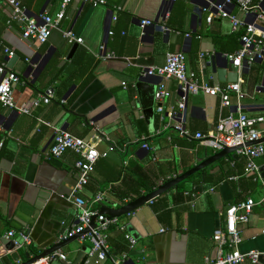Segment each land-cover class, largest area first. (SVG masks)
<instances>
[{"label":"crops","instance_id":"0c3cea01","mask_svg":"<svg viewBox=\"0 0 264 264\" xmlns=\"http://www.w3.org/2000/svg\"><path fill=\"white\" fill-rule=\"evenodd\" d=\"M19 1L27 18L40 22L42 16L59 12L63 0ZM205 6L206 0H107L106 5L97 7L71 0L59 30H53L47 42L39 44L22 37V23L10 22L9 10L0 2V44L14 51L9 57L0 50V63L21 79L12 88L16 106L29 108L40 93L54 90L49 104L39 103L28 114L0 103V238L14 230L28 234L31 241L30 246L16 250L18 262L12 259V251L1 247L0 264L25 262L26 253L32 257L61 241L65 229L77 222L78 212L68 199L77 182L73 168L77 156L66 152L61 160L45 157L55 130L81 138H90L98 130L106 137L97 147L106 156L97 161L88 185L77 196L89 201L108 190L101 204L113 208L128 203L114 198L110 189L121 185L123 172L135 179L134 166L148 169L163 184L219 152L164 129L169 120L156 113L154 94L162 83L169 93L161 102L164 111L175 106L180 92L174 81L144 77V88L136 90L142 71L164 65L168 52H182L187 71L195 73L200 82L217 88L233 83L227 79L230 71L220 81L210 65L229 66L226 55L239 49V38L226 19L207 23ZM230 12L246 21L236 8ZM142 20H150L152 25L143 29ZM162 26L169 30L163 31ZM67 30L83 40L70 59L75 43L64 39ZM104 54L113 58L102 59ZM203 61L208 65L206 76ZM39 63L43 67L35 77ZM237 73L244 98L239 101L230 93L229 107L222 106L218 96L201 92L187 96L185 126L192 135L211 132L219 118L237 115L238 105L240 112L249 116L264 115V100L257 99L264 93V61L249 68L244 65ZM87 77L89 81L83 84ZM140 119L145 125L139 126ZM233 156L229 153L184 180L181 196L176 187L155 198L168 212L161 218L147 203L109 224L105 231L108 256L100 262L90 258L87 264H203L213 247L212 235L224 227V210L245 197H251L256 205L248 223L238 225L242 236L239 251L262 252L257 264H264V180L244 177V162H234ZM254 161L260 169L264 167L263 157ZM205 176L209 182L200 184ZM230 176L238 179L229 180ZM125 234L136 240L134 248H129ZM83 245L90 247L79 240L62 247L58 251L68 263L55 260L50 264H75Z\"/></svg>","mask_w":264,"mask_h":264},{"label":"built area","instance_id":"2783aa9c","mask_svg":"<svg viewBox=\"0 0 264 264\" xmlns=\"http://www.w3.org/2000/svg\"><path fill=\"white\" fill-rule=\"evenodd\" d=\"M70 1L63 0L59 12L54 16L44 15L41 17L40 22H37L27 18L25 9L19 0H0L2 5L9 10V21L22 23V37L34 40L39 44L46 43L53 30H59L60 23L65 16V8ZM83 2L92 7H97L106 5L107 0H83ZM231 8H236L245 17L246 21L244 22L232 14L230 12ZM120 11H122V7L118 8V12ZM203 11L209 13L207 23L210 24L216 19H226L230 23L231 32L239 35V49L226 55V59L232 67L239 70L244 65L249 68L256 62L264 61V0H206ZM116 19L117 16H113V21ZM140 25L145 29L147 26L152 25V22L142 20ZM161 29L163 31L169 30L165 26H162ZM112 34V32H109V35ZM63 37L68 44L83 43L82 38L77 37L72 30L64 31ZM0 49L9 57L14 56V51L2 44H0ZM100 51H105L104 46L100 47ZM101 58L112 59L113 57L112 54H104ZM140 76L142 78L157 77L161 80H172L175 82L178 92H180L176 105L165 111L161 105L162 100L169 95L165 86L160 83L154 94L156 113L161 116L164 115L169 120V123L164 127L165 130L172 129L177 132L180 138H193L216 151L225 148H236L233 152L234 156L242 158L245 163L242 175L253 181L260 180L261 171L254 160L259 157L264 158V115L249 116L240 112V105H238L237 115L219 118L213 130L207 134L196 132L192 135L185 126L186 117L184 112L189 94L201 92L209 96H218L221 99L222 106L229 107L230 93H235L239 101L244 98L238 82L229 83L222 88L211 87L205 82H200L195 73L187 71L185 56L182 52H168L165 55L164 65L149 67L143 70ZM0 78V103L19 114H28L30 108H36L39 103L49 104L54 98V90L48 88L31 102L29 108L26 106L18 107L12 96V88L14 85L21 83L20 77L14 72L6 70L4 64L1 63ZM100 142L101 138L98 130H95L90 138H81L67 131L57 129L54 132L52 143L45 153L46 158L57 160H61L66 152H72L77 156L73 163V168L77 174V182L68 197L78 212L77 222L65 229L61 240L74 237L88 229L89 231L82 235L79 241L90 244L88 256L90 258L95 257L98 262L105 260L109 253L106 228L109 224L117 223V219H107L106 216L100 214L98 209V205L104 201L105 195L109 191L99 192L89 201L80 198L77 193L88 185L97 161L106 156V154H101L98 151L97 147ZM250 143L256 144L251 145ZM143 148L147 150L148 146L143 144ZM228 179L237 180L238 177L230 176ZM161 184L162 182H160ZM210 191H213V188ZM153 200L148 203L152 204ZM261 203H264V199ZM255 205L256 203L251 197H245L243 200L227 206L224 210V227L215 231L212 235L213 247L211 252L204 257L203 264H242L245 261L257 264L259 262V259L263 256L262 252L249 251L243 253L239 251L242 236L238 225L248 223ZM92 223L96 226L92 227ZM16 235L18 237L14 238ZM5 237L13 241L14 250L28 247L31 244L29 235L24 232L16 233L14 230H10ZM125 239L129 244V248H134L136 240L128 234H125ZM55 260L68 263L66 256L56 251L32 264H50ZM114 262L120 264V261Z\"/></svg>","mask_w":264,"mask_h":264},{"label":"water","instance_id":"95a60500","mask_svg":"<svg viewBox=\"0 0 264 264\" xmlns=\"http://www.w3.org/2000/svg\"><path fill=\"white\" fill-rule=\"evenodd\" d=\"M78 44H74L72 47L71 52L69 53L68 59L71 58L73 52L75 51V49L77 48ZM203 64V71H204V75L206 76V67L208 65L205 66V62H202ZM31 64H34V61L31 62ZM43 63H39L35 70H34V76L36 77L37 75H39V73L41 72ZM212 68V72L214 74H216L219 77L220 81H224V75L226 74L227 70L230 71V73L228 74V81L230 82H236L237 81V77H238V73H237V69L232 67L231 63H229L226 66H222L219 67L218 65H215V63H212L211 65ZM146 78V77H145ZM145 78H142L138 81V83L136 84V90L139 92L141 91L145 86ZM262 85H264V78L262 81ZM144 93V91H142V94ZM146 108L145 106H143V109ZM146 110V109H144ZM16 113V112H15ZM139 126L145 125L144 120L140 119L138 122ZM146 134V132H145ZM101 141H106V137L103 134H99ZM251 145L256 144V143H250ZM236 150V148H225L217 153H215L214 155L206 158L205 160H203L202 162H200L199 164H197L196 166H194L193 168L183 172L182 174L176 176L175 178L168 180L167 182L159 185L156 190L148 192L143 194L142 196L135 198L134 200L128 202L127 204H125L122 207H118V208H113V207H109L107 205L101 204L100 205V214L104 215L107 217V219H118L124 215H129L131 213H133L136 209L144 206L145 204H147L150 200H153L165 193H167L168 191H170L173 188H176L177 185H179L181 182H183L184 180L190 178L191 176H193L196 172L204 170L206 167H208L209 165L213 164L214 162H216L217 160H219L220 158H223L224 156L228 155L229 153H232ZM261 171V177L264 180V167L260 169ZM92 227H95L96 224L92 223L91 224ZM89 230H85L83 233L81 234H77L74 237L71 238H66L64 240H61L55 244H53L52 246H50L49 248L43 250L41 253H37V254H33L32 257H30L29 253L25 254V257L27 258V260L25 262H22L19 264H32L35 261L39 260L40 258H43L47 255H50L58 250H60L62 247L74 242V241H78L79 238L84 235L85 233H87ZM4 247L6 250L8 251H12L11 253V257L14 261L18 262L19 258H18V253L16 250H14V246H13V241L11 239H7V238H0V248ZM88 250L89 248L85 245L81 246L79 248V250L77 251V255L75 258V264H87V262H89L90 257L88 256ZM131 264H137L136 262H131Z\"/></svg>","mask_w":264,"mask_h":264},{"label":"trees","instance_id":"16d2710c","mask_svg":"<svg viewBox=\"0 0 264 264\" xmlns=\"http://www.w3.org/2000/svg\"><path fill=\"white\" fill-rule=\"evenodd\" d=\"M236 36L239 38L238 34H236ZM43 77L44 75L42 74L41 78ZM89 79L90 77L85 78V82L83 84L89 81ZM232 160L234 162L239 161L241 164H243L244 162L242 158H239L236 156H233ZM124 163L126 162L124 161ZM134 171L137 176L135 179L128 177L129 174H126V172H123L121 174L122 180L120 179V182H119L121 183V185L120 186L115 185L111 187L110 192L112 193L114 198H116L117 200L124 202V203L130 202L134 200L135 198L142 196L145 193L156 190V188L160 185V182H161L160 178L158 177L155 178V176L152 173H150L148 169L134 166ZM118 178H120V176ZM185 182L186 181L181 182L180 185H178L177 188L175 189L178 196L182 195V191L180 189H182V186ZM207 182H209V178H206L205 176V177H202V179H200L199 183L201 184V183H207ZM152 207L154 211L160 216V218L164 215V213L165 214L168 213L166 212L165 206L159 198L153 201Z\"/></svg>","mask_w":264,"mask_h":264},{"label":"rangeland","instance_id":"374dc122","mask_svg":"<svg viewBox=\"0 0 264 264\" xmlns=\"http://www.w3.org/2000/svg\"><path fill=\"white\" fill-rule=\"evenodd\" d=\"M257 99H263L264 100V93L258 94Z\"/></svg>","mask_w":264,"mask_h":264}]
</instances>
